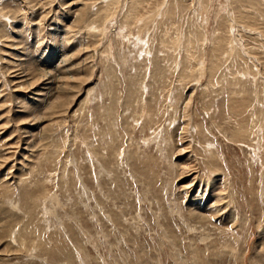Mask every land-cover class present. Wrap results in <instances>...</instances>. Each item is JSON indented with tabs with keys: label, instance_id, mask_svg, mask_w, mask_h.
<instances>
[{
	"label": "rangeland",
	"instance_id": "1",
	"mask_svg": "<svg viewBox=\"0 0 264 264\" xmlns=\"http://www.w3.org/2000/svg\"><path fill=\"white\" fill-rule=\"evenodd\" d=\"M0 264H264V0H0Z\"/></svg>",
	"mask_w": 264,
	"mask_h": 264
},
{
	"label": "bare ground",
	"instance_id": "2",
	"mask_svg": "<svg viewBox=\"0 0 264 264\" xmlns=\"http://www.w3.org/2000/svg\"><path fill=\"white\" fill-rule=\"evenodd\" d=\"M171 9H172V7H171ZM171 9H170V10H171ZM168 18L170 19V17H168ZM168 21H169V20H168ZM260 126H261V125H260ZM262 126H263V124H262ZM258 129H259V128H258ZM238 132H239V131H238ZM212 155H213V154H212Z\"/></svg>",
	"mask_w": 264,
	"mask_h": 264
}]
</instances>
